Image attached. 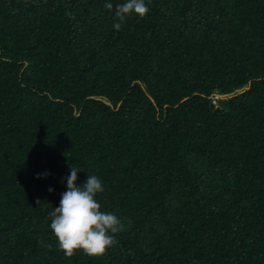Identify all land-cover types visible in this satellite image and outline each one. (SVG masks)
<instances>
[{"label": "trees", "instance_id": "trees-1", "mask_svg": "<svg viewBox=\"0 0 264 264\" xmlns=\"http://www.w3.org/2000/svg\"><path fill=\"white\" fill-rule=\"evenodd\" d=\"M123 2L0 0V264H264V0ZM71 164L103 256L51 231Z\"/></svg>", "mask_w": 264, "mask_h": 264}, {"label": "clouds", "instance_id": "clouds-1", "mask_svg": "<svg viewBox=\"0 0 264 264\" xmlns=\"http://www.w3.org/2000/svg\"><path fill=\"white\" fill-rule=\"evenodd\" d=\"M105 7L112 10L113 5L106 3ZM148 12L145 0H124L115 6L117 22L113 26L120 30L128 17L134 14L143 18ZM80 171L70 165V175L64 178L67 191L61 194L59 206L50 212V228L59 250L66 257L71 258L80 251L90 257H99L115 246L116 234L123 230L124 224L116 214L102 209L97 194L104 191V186L96 175H87L83 186H77V174ZM37 203L41 202L37 200Z\"/></svg>", "mask_w": 264, "mask_h": 264}, {"label": "water", "instance_id": "water-1", "mask_svg": "<svg viewBox=\"0 0 264 264\" xmlns=\"http://www.w3.org/2000/svg\"><path fill=\"white\" fill-rule=\"evenodd\" d=\"M231 96L227 94H219L217 95V101L211 103V108H214L215 111L219 110L222 106H224L227 102L226 97Z\"/></svg>", "mask_w": 264, "mask_h": 264}]
</instances>
